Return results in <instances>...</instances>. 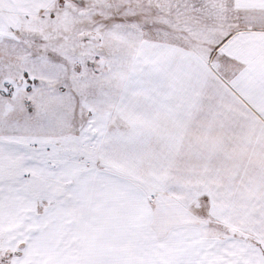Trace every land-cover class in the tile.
Returning <instances> with one entry per match:
<instances>
[{"label": "snow or ice", "instance_id": "snow-or-ice-1", "mask_svg": "<svg viewBox=\"0 0 264 264\" xmlns=\"http://www.w3.org/2000/svg\"><path fill=\"white\" fill-rule=\"evenodd\" d=\"M0 264H264V0H0Z\"/></svg>", "mask_w": 264, "mask_h": 264}]
</instances>
